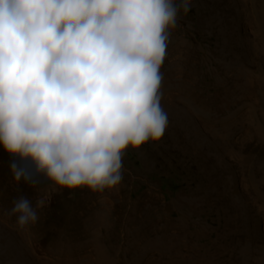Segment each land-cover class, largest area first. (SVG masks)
Listing matches in <instances>:
<instances>
[{"label":"rangeland","instance_id":"374dc122","mask_svg":"<svg viewBox=\"0 0 264 264\" xmlns=\"http://www.w3.org/2000/svg\"><path fill=\"white\" fill-rule=\"evenodd\" d=\"M161 71V141L127 150L114 190L51 193L27 231L13 202L54 186L31 165L16 183L0 146V264H264V0H191Z\"/></svg>","mask_w":264,"mask_h":264},{"label":"clouds","instance_id":"9594fccd","mask_svg":"<svg viewBox=\"0 0 264 264\" xmlns=\"http://www.w3.org/2000/svg\"><path fill=\"white\" fill-rule=\"evenodd\" d=\"M191 0H0V146L16 183L31 165L54 186L13 202L19 230L51 193L103 194L123 158L161 141L170 32Z\"/></svg>","mask_w":264,"mask_h":264}]
</instances>
